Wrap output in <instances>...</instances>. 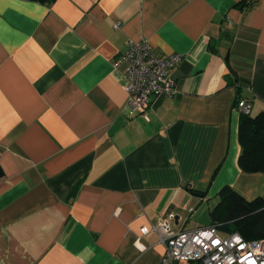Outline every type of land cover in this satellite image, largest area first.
Returning <instances> with one entry per match:
<instances>
[{
    "label": "crops",
    "instance_id": "obj_1",
    "mask_svg": "<svg viewBox=\"0 0 264 264\" xmlns=\"http://www.w3.org/2000/svg\"><path fill=\"white\" fill-rule=\"evenodd\" d=\"M142 39L181 59L139 113L115 60ZM238 99L264 110V0H0V264H159L142 226L264 197Z\"/></svg>",
    "mask_w": 264,
    "mask_h": 264
},
{
    "label": "built area",
    "instance_id": "obj_2",
    "mask_svg": "<svg viewBox=\"0 0 264 264\" xmlns=\"http://www.w3.org/2000/svg\"><path fill=\"white\" fill-rule=\"evenodd\" d=\"M120 24L115 23L114 27ZM181 55H160L146 40H130L115 64H124L127 103L144 113L154 96L168 97L176 92L171 70ZM235 109L242 115L251 114V103L238 99ZM192 189V184L187 185ZM173 214L155 224L140 228L141 234L155 231L164 243L159 264H264V239H246L238 232L222 233L216 224L179 232L172 230Z\"/></svg>",
    "mask_w": 264,
    "mask_h": 264
},
{
    "label": "trees",
    "instance_id": "obj_3",
    "mask_svg": "<svg viewBox=\"0 0 264 264\" xmlns=\"http://www.w3.org/2000/svg\"><path fill=\"white\" fill-rule=\"evenodd\" d=\"M50 3L53 0H40ZM242 3H245L243 1ZM239 166L246 172L264 171V110L242 115L239 129ZM211 224L222 233L238 232L246 239H264V197L247 199L231 186L218 192V202L210 210Z\"/></svg>",
    "mask_w": 264,
    "mask_h": 264
},
{
    "label": "rangeland",
    "instance_id": "obj_4",
    "mask_svg": "<svg viewBox=\"0 0 264 264\" xmlns=\"http://www.w3.org/2000/svg\"><path fill=\"white\" fill-rule=\"evenodd\" d=\"M200 219L201 221H204V223H210L211 222V218L210 215L208 214V211H206L205 209L200 211Z\"/></svg>",
    "mask_w": 264,
    "mask_h": 264
},
{
    "label": "water",
    "instance_id": "obj_5",
    "mask_svg": "<svg viewBox=\"0 0 264 264\" xmlns=\"http://www.w3.org/2000/svg\"><path fill=\"white\" fill-rule=\"evenodd\" d=\"M176 218H177V216H176ZM176 218H175V219H176Z\"/></svg>",
    "mask_w": 264,
    "mask_h": 264
}]
</instances>
